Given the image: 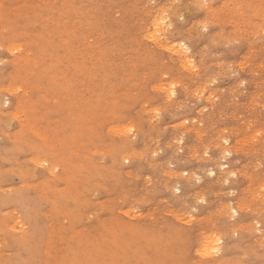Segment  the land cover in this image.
<instances>
[{
  "label": "rangeland",
  "instance_id": "obj_1",
  "mask_svg": "<svg viewBox=\"0 0 264 264\" xmlns=\"http://www.w3.org/2000/svg\"><path fill=\"white\" fill-rule=\"evenodd\" d=\"M0 264H264V0H0Z\"/></svg>",
  "mask_w": 264,
  "mask_h": 264
},
{
  "label": "bare ground",
  "instance_id": "obj_2",
  "mask_svg": "<svg viewBox=\"0 0 264 264\" xmlns=\"http://www.w3.org/2000/svg\"><path fill=\"white\" fill-rule=\"evenodd\" d=\"M46 3H47V2H46ZM183 9H184V8H183ZM183 9H182V10H183ZM180 11H181V10H180ZM161 13H162V12H161ZM177 13H180V12H177ZM158 14H159V13H158ZM142 36H143V35H142ZM19 50H21V49H19ZM29 59H30V57H29ZM10 94H12V93H10ZM28 100H29V99H28ZM14 121H15V120H14ZM61 183H62V182H61Z\"/></svg>",
  "mask_w": 264,
  "mask_h": 264
}]
</instances>
